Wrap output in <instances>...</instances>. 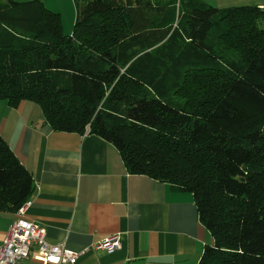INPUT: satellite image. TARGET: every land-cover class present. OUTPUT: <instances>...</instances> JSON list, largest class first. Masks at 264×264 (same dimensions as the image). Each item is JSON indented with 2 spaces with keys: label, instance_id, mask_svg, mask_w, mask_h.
<instances>
[{
  "label": "trees",
  "instance_id": "trees-1",
  "mask_svg": "<svg viewBox=\"0 0 264 264\" xmlns=\"http://www.w3.org/2000/svg\"><path fill=\"white\" fill-rule=\"evenodd\" d=\"M0 0V100L113 143L131 173L193 195L213 235L198 264H264V6ZM35 191L0 132V216Z\"/></svg>",
  "mask_w": 264,
  "mask_h": 264
},
{
  "label": "crops",
  "instance_id": "crops-1",
  "mask_svg": "<svg viewBox=\"0 0 264 264\" xmlns=\"http://www.w3.org/2000/svg\"><path fill=\"white\" fill-rule=\"evenodd\" d=\"M41 1L62 9L63 0ZM206 1L220 7L264 6V0ZM0 101V132L35 183L26 217L46 227L49 242L80 252L76 264H198L214 239L191 193L129 172L118 148L97 134L53 129L30 101L18 106ZM1 216L8 222L0 229V242L14 213ZM116 234L121 237L117 251L95 247ZM34 252L28 264H44Z\"/></svg>",
  "mask_w": 264,
  "mask_h": 264
},
{
  "label": "built area",
  "instance_id": "built-area-1",
  "mask_svg": "<svg viewBox=\"0 0 264 264\" xmlns=\"http://www.w3.org/2000/svg\"><path fill=\"white\" fill-rule=\"evenodd\" d=\"M26 207L27 202L14 212V219L0 242V264H23L34 250V257L44 264H76L81 253L64 243L49 242L46 227L27 218ZM95 247L113 253L121 248V237L112 235Z\"/></svg>",
  "mask_w": 264,
  "mask_h": 264
},
{
  "label": "rangeland",
  "instance_id": "rangeland-1",
  "mask_svg": "<svg viewBox=\"0 0 264 264\" xmlns=\"http://www.w3.org/2000/svg\"><path fill=\"white\" fill-rule=\"evenodd\" d=\"M241 4H249V3H241ZM253 4V3H252ZM61 11L60 10H53V11H56V12H59L61 14V17H62V28H63V32L65 34H71L73 28H74V22H75V5H74V1L72 0L71 2L70 1H65L63 0L62 1V7H61ZM70 12L73 13V20H70L69 17H70ZM5 101V100H4ZM6 102V101H5ZM33 103L34 105H36L40 110V106L35 103V102H31ZM0 105H3V102L0 101ZM4 107V106H3ZM42 111V110H41ZM43 114V113H42ZM2 115V110H0V117ZM30 115L28 112H25L24 113V116H28ZM7 222H8V219L5 217V216H0V229H2L3 227H5L7 225ZM27 261H25L23 264H28V262L26 263Z\"/></svg>",
  "mask_w": 264,
  "mask_h": 264
}]
</instances>
